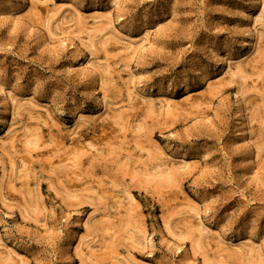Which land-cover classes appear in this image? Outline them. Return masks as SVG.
<instances>
[{"label": "rangeland", "instance_id": "374dc122", "mask_svg": "<svg viewBox=\"0 0 264 264\" xmlns=\"http://www.w3.org/2000/svg\"><path fill=\"white\" fill-rule=\"evenodd\" d=\"M263 8L0 0V264H264Z\"/></svg>", "mask_w": 264, "mask_h": 264}, {"label": "bare ground", "instance_id": "6f19581e", "mask_svg": "<svg viewBox=\"0 0 264 264\" xmlns=\"http://www.w3.org/2000/svg\"><path fill=\"white\" fill-rule=\"evenodd\" d=\"M68 2V1H67ZM45 3H48V1L47 2H45ZM66 3V2H65ZM70 4V6L71 7H73V5L74 4H72L71 5V2H69ZM61 4V3H60ZM68 4V3H67ZM63 6H58L59 8L60 7H64L65 6V4L63 3L62 4ZM68 5V6H69ZM46 6V5H45ZM74 7H75V5H74ZM46 8H47V6H46ZM50 8V7H49ZM69 8V7H68ZM76 9H74L75 11L77 10V7H75ZM70 10V9H69ZM72 10V9H71ZM263 11H264V8L260 11V13H258L255 17H254V24H255V29H256V32H257V34H259V29H260V26H262L263 25V22H264V13H263ZM77 12H80L79 10L77 11ZM102 18L104 17V16H101ZM93 19L94 20H97V19H101L100 18V16L98 17V16H93ZM102 20V19H101ZM100 20V21H101ZM99 22V21H98ZM96 23V22H95ZM92 24V23H91ZM94 24V23H93ZM102 24V23H101ZM104 25V24H103ZM102 25V26H103ZM264 26V25H263ZM262 26V27H263ZM104 30V29H103ZM102 31V30H101ZM259 41V35H257L256 37H255V39H254V41H253V43H252V45H251V47L248 49V51H246V53L243 55V57L244 58H242L240 61H238V63L236 62V64L235 65H233V66H231L228 70H227V73L228 74H233V75H235V73H236V69H237V67L239 68L241 65L243 66V60H249L250 58H251V56L253 57V53L255 52V51H257L256 49H257V47L259 46L258 45V42ZM250 61H252V60H250ZM241 62H242V64H241ZM249 65V64H248ZM241 66V67H242ZM240 67V68H241ZM243 68V67H242ZM244 69V68H243ZM241 70V69H240ZM245 71V70H244ZM240 73H241V71H239ZM237 73H238V71H237ZM236 73V74H237ZM239 74V73H238ZM139 95V94H138ZM140 96V98H142V96L141 95H139ZM131 98V97H130ZM137 98V97H136ZM144 98V97H143ZM145 99V98H144ZM143 100V99H142ZM167 100H165V101H162V103L164 104V105H166V104H168L169 102H166ZM191 101H193V100H191ZM143 102V101H142ZM184 102H188V100L186 99ZM191 103V102H190ZM185 104V103H184ZM187 106V105H186ZM108 115H109V113H108ZM6 135L10 138V137H12L11 139H13V140H15L14 138H16L15 137V135H14V132H13V130L12 131H10V129L9 130H7V132H6ZM19 139V138H18ZM11 141V140H10ZM15 142V141H14ZM13 144V143H12ZM14 145V144H13ZM12 145V146H13ZM189 163V162H188ZM188 163L186 164V162H185V165H187L188 166ZM184 165V166H185ZM85 243V242H84ZM246 247H248V248H250V249H252L253 248V242L252 241H250V240H247V241H242L241 243H240V245L239 246H237L236 248L237 249H246ZM89 255V254H88ZM84 256V255H83ZM90 257V256H89Z\"/></svg>", "mask_w": 264, "mask_h": 264}]
</instances>
